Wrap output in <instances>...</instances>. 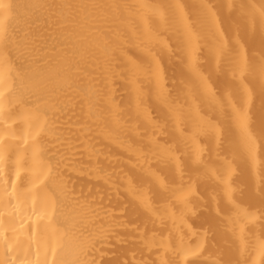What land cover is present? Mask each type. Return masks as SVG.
Instances as JSON below:
<instances>
[{
	"label": "bare ground",
	"instance_id": "6f19581e",
	"mask_svg": "<svg viewBox=\"0 0 264 264\" xmlns=\"http://www.w3.org/2000/svg\"><path fill=\"white\" fill-rule=\"evenodd\" d=\"M0 264H264V0H0Z\"/></svg>",
	"mask_w": 264,
	"mask_h": 264
}]
</instances>
